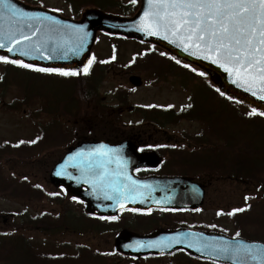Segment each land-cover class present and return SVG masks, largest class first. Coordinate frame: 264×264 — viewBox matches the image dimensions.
Returning a JSON list of instances; mask_svg holds the SVG:
<instances>
[{
	"label": "trees",
	"instance_id": "obj_1",
	"mask_svg": "<svg viewBox=\"0 0 264 264\" xmlns=\"http://www.w3.org/2000/svg\"><path fill=\"white\" fill-rule=\"evenodd\" d=\"M66 4L71 12L77 13L82 5H94L107 11H115L120 14H130L134 7L132 0H61ZM107 68V67H105ZM149 68H146L148 71ZM104 70L101 67H92L86 75L78 74L75 76H62L51 72H40L32 69L23 68L10 63L0 62V113L18 114L21 110L27 109L26 113L29 120H39L40 118L48 123L39 122L37 129L39 135L31 142L19 141L17 143L2 142L0 144V160L3 157L22 156L27 161L33 159L32 155L44 151L46 145L51 142L63 144L64 135L70 134L71 130L62 128L61 120H73L80 126H73V129L80 130L79 135L88 139H102L113 142L107 136L117 134L110 127L111 125L104 117L108 110L102 105L101 100L93 98L90 101V93L96 94L98 86L97 76ZM157 72L156 70H153ZM206 88L211 94L210 98L218 97L219 103L212 101V106L202 107L207 99H199V104H192L189 110L180 112L178 115L162 114L161 118H171L164 124H149L142 122V127L147 128H166L173 125L176 120L199 122L203 124L209 137L196 140L195 160L199 170L197 176H202L198 181L209 184L211 182H233L248 189H255L264 193V182H260V176L264 175V129L262 139H254L255 135H249L242 130L241 125L246 120L236 119L232 111H226L232 104L212 89L209 85ZM10 101H7L8 98ZM119 102V101H118ZM126 101H120L125 104ZM207 103V102H206ZM233 105V104H232ZM235 106V105H234ZM235 115V116H234ZM253 116V115H251ZM264 119L261 116H253ZM49 119V120H48ZM254 124L255 121L249 119ZM145 123V124H144ZM61 136V138H60ZM252 136V137H249ZM256 140V148L250 149L246 153L242 144L249 147L252 141ZM220 142V145L212 144ZM44 145V147H43ZM39 148L36 152L35 149ZM15 174L6 177L0 165V197H7L19 202H43L48 200L56 205H62V199H49L47 195L26 178L18 179ZM249 186V187H247ZM262 189V190H261ZM261 202H264V197ZM79 210V209H78ZM80 213L82 228L74 226L72 216L68 212L58 215L53 220L48 216L31 218L25 213H18L12 228L8 234H0V263L1 264H105V259H111L113 263H118L121 258L116 253L110 255L98 254L88 248L78 247L72 250L65 244L59 245L58 253L41 254L24 236L18 234L19 230L36 229L49 238H55L65 232H79L84 235L103 236L112 234L121 228H129L126 221L103 220L88 217ZM233 223L238 227L239 235L251 241L264 242V208L254 210L253 206L235 212L231 216ZM13 224H17L13 226ZM256 227V231H248L244 227ZM12 230V231H11ZM14 233V234H13ZM236 233V234H237ZM71 252V254H70ZM109 256V257H105ZM179 261V260H178ZM176 261V263H178Z\"/></svg>",
	"mask_w": 264,
	"mask_h": 264
},
{
	"label": "rangeland",
	"instance_id": "obj_2",
	"mask_svg": "<svg viewBox=\"0 0 264 264\" xmlns=\"http://www.w3.org/2000/svg\"><path fill=\"white\" fill-rule=\"evenodd\" d=\"M28 3L39 4L41 7L53 10L61 13L65 17L72 16V12L60 0H26ZM114 12V11H112ZM115 48V51H113ZM144 50L147 47L143 48ZM141 47L133 42H122L120 40L110 39L104 35H99L97 43L94 47V57L96 66H99V62L110 61L111 67L105 73H103L98 81L100 89L94 93H90V101L93 98H98L101 100L102 105L108 108L107 113L104 114V117L107 118V121L111 125L110 127L118 131V134L122 135H131V134H159V131L154 130L153 133L149 129L141 126L143 125L140 114L134 113L135 111H143L137 107H159L162 109L171 108L169 111L177 114L186 109L189 103H192L191 99H187V96L176 86L177 80H174L173 77L177 76L181 71L185 72L184 74H190L188 71L181 69L175 65H171L166 62L159 55L152 54L140 61L142 53ZM153 53V52H152ZM113 54L115 58L113 59ZM137 55V56H136ZM136 57V58H135ZM136 60L134 65L136 68H149V71L156 70L160 73V78L156 79L152 74L148 72H126L124 67L132 59ZM141 62V64H139ZM168 65V66H167ZM155 72V71H153ZM130 76H139L142 80L141 87L133 88L128 83V78ZM167 84V85H165ZM188 85L190 83L187 82ZM192 94H197L195 98L202 96L203 94L210 93V91L201 86L199 89L190 88ZM121 92L123 95L126 93L128 98L126 99L125 105H117L118 102L114 100L117 93ZM190 98V97H189ZM207 100L203 103L202 107L206 106L211 107L212 101L214 103L218 102V97L210 96L206 97ZM9 97L7 101H10ZM195 103V102H194ZM196 104V103H195ZM199 104V103H198ZM200 105V104H199ZM226 111H232L237 117L236 119L242 121L246 120L247 125L243 122L241 125L242 130L247 131L249 135H255L254 139H262L263 129H264V119H259L249 115L246 108L239 107L230 104L231 107L227 109L226 105H222ZM157 111V110H154ZM144 117L148 118L147 112L144 110ZM26 113L27 109L21 110L18 114L14 113H0V144L4 142L8 143H17L19 141L31 142L36 138L39 133L37 129V124L39 122L48 123L44 119L40 118L39 120H29ZM107 114V115H106ZM156 115V114H155ZM234 115V116H235ZM158 119V118H157ZM156 119V120H157ZM249 119L254 120L256 124L251 122ZM49 120V119H48ZM62 128H68L71 130L70 134H65L69 136L68 141L65 144H59L49 141L46 145L44 151L40 152L37 156L35 153L33 159L27 161L25 159L21 160L22 156H9L3 157L0 160V165L3 169V173L6 177H10L15 174L18 179L20 177L26 178L28 182L33 185H39L43 188L45 193H52L54 196V189L49 184L48 175L52 165L63 155L65 149L69 144H71L76 138V135H79L78 129H73V126L78 123L73 120H61ZM144 126V125H143ZM80 127V126H79ZM171 137L172 144L177 145L176 150L185 151L187 154H190L195 147L196 140L199 137H209L206 128L203 124L199 122L191 121H181L176 120L173 122V125L170 127L164 128L162 130ZM76 134V135H75ZM64 135V136H65ZM262 135V136H261ZM252 137V136H249ZM61 138V136H60ZM212 139L211 137H209ZM213 141V139H212ZM200 142V141H199ZM218 143V142H213ZM218 144H221L220 142ZM256 140L252 141V145L247 147L242 144L243 147H246V153L249 154L251 150L256 148ZM44 147V145H43ZM251 147V148H250ZM174 149V145L171 146ZM251 150H250V149ZM39 150L35 149L34 152ZM175 161H180V159H185L183 163L188 164L187 157H181V154L175 155L173 157ZM187 166L180 167L177 166L174 168L177 174L182 172L189 177L200 179L202 176H197L199 170H193L188 172ZM264 182V175L260 176V182ZM249 187V186H247ZM262 190V189H261ZM264 193L262 191H257L255 189H248L242 185H237L233 182H214L206 189L205 203L201 207V210L195 213L193 216L183 215L185 220L194 221L195 226H202L207 229H218L221 232H225L228 236H236L238 232V227L233 223L231 216H234L237 209H247L248 206L252 205L253 209L260 210L264 208L263 200ZM62 205L55 206L52 203L43 200V202H19L17 200H11L7 197H0V234L10 233L12 228V219L14 223L17 217L15 214L24 212L30 217H36V215L44 214L50 219L56 218L58 215H61L65 212L70 213L72 216V221L74 226L82 228V221L79 220L81 210H78L74 205L68 203V201L63 200ZM231 213V214H230ZM39 217V216H37ZM130 224H133V220L129 221ZM17 224H13L15 226ZM248 231H256V227H244ZM12 231V230H11ZM19 235L24 236L29 239L34 245L37 246L41 251H52L55 244H66L72 250L78 247L88 248L92 252L98 254L110 255L113 252V237L114 234H105L103 236H94V235H84L77 232H65L62 235H59L55 238H49L44 234L38 232L36 229L30 230H19L17 231ZM14 234V233H13ZM71 250V252H72ZM70 252V254H71ZM109 257V256H105ZM111 259H105V264H129L132 263L131 260H127L124 257L119 259L118 263H113ZM141 264H173L171 260L167 258L161 259V261L152 262L150 260H141ZM1 264V263H0ZM178 264H198L195 261L187 262L186 259H179Z\"/></svg>",
	"mask_w": 264,
	"mask_h": 264
},
{
	"label": "water",
	"instance_id": "obj_3",
	"mask_svg": "<svg viewBox=\"0 0 264 264\" xmlns=\"http://www.w3.org/2000/svg\"><path fill=\"white\" fill-rule=\"evenodd\" d=\"M12 2L25 12L43 13L55 17L61 24L58 26L59 31L52 33V39L46 43L44 42V29H41L40 33H36L33 36V43L39 41L43 45L41 51L33 50L30 56H21L18 51L9 53L5 48L0 49V56L23 60L25 63L31 64L36 68L82 72L88 66V61L92 59V50L99 33L109 36H120L127 40L150 44L165 51L171 57L203 72L208 81L216 89H219V92L223 93V95L252 110L255 109L256 112H264V99H261V95H264V93H260L257 90V94L253 95L252 91H247L245 87L234 84L232 81L235 77L226 72L218 64L212 63L211 60L204 59L202 56L191 55L190 51H184L178 44L170 43L160 36H151L146 32L140 31L138 24L144 10L147 8L148 0H139V7L132 17H121L105 13L95 7H84L76 19L66 18L60 13L47 10L41 6L27 5L19 0H12ZM30 23L33 25L32 29H29L27 24L22 23L20 25L23 27L24 32L31 33L37 27L36 22ZM68 26H75L80 31L77 33L73 28ZM17 27L18 25L14 20H0V28L4 31L9 30V28L15 30ZM16 34L19 35L18 32ZM78 36L84 37L82 46ZM27 45L28 42H24L18 47L25 49ZM129 82L135 87L141 85V80L138 77H130ZM101 145L105 146V149L111 150L112 162L107 164V168L112 174L110 179H119L122 184H128L130 181L124 179V175L126 174L131 180L138 182L137 191L142 193V195L135 196L134 200L124 199L120 193L113 192L111 188L94 186L93 183L86 181L81 169L74 166L77 161L69 159L70 157H76L78 153L93 151ZM158 162V158L155 155L138 154L136 147L129 142H123L117 146H109L103 142H87L69 150L63 159L51 170L49 181L56 188L64 187L70 196L84 202L86 213L99 217H115L119 211L126 209L140 211H148L149 209L197 210L202 205L204 197V191L198 185L179 178L138 180L133 176L134 170L141 167H155ZM117 173H120L119 177H117ZM82 187H85L86 190L81 191ZM121 192H123V189H121ZM106 196H112L113 198L108 199ZM118 196L120 197L119 202L116 198ZM121 203L123 207H121ZM190 233H195L198 236L202 234L201 238L207 241H213V238H215L216 242H226L233 246L242 243L264 251V244L261 243L247 242L221 234L183 229L174 232H158L148 237H139L124 230L115 238L114 248L126 256L136 258L147 255H168L182 250L192 257L218 264H261V261L264 260V256L253 259L250 255L242 256L239 262L231 257H210L206 251L199 252L195 248L188 247L187 242L184 244H174L171 247H140L141 244L147 245L152 242H168L177 236L183 238L185 234Z\"/></svg>",
	"mask_w": 264,
	"mask_h": 264
},
{
	"label": "snow or ice",
	"instance_id": "obj_4",
	"mask_svg": "<svg viewBox=\"0 0 264 264\" xmlns=\"http://www.w3.org/2000/svg\"><path fill=\"white\" fill-rule=\"evenodd\" d=\"M133 3L136 0H132ZM16 21L18 27L4 31L0 28V49H7L9 53L18 51L21 56H30L31 51H41L43 45L37 41L33 43V36L44 29L45 43L52 39V33L59 31L61 22L55 17L43 13H28L18 8L12 0H0V20ZM37 27L31 33H26L22 23L29 29L32 23ZM79 32L75 26H68ZM138 28L151 36H160L170 43L178 44L191 55L202 56L214 64H218L226 72L233 75L234 84L252 91L253 95L264 93V0H148L147 8L140 18ZM19 33L17 35L16 33ZM83 43L84 37L78 36ZM28 42L25 49L18 46ZM74 50V49H73ZM163 55V53H162ZM115 57H113L114 59ZM95 57L88 61L83 71L88 74ZM0 62L11 63L23 68L40 72H57L62 76H75L79 73L63 69L36 68L23 60L9 59L0 56ZM106 63L107 61H103ZM179 63V61H177ZM188 67L187 64L184 65ZM195 71V69H193ZM199 75L203 76L201 72ZM219 91V89H217ZM223 95V93H221ZM264 99V95H261ZM255 113V109H253ZM264 115V112L260 113ZM111 150L101 145L88 153H78L69 159L77 161L74 165L81 169L86 181L101 188H111L120 193L124 199H135L142 195L137 191L138 182L124 175L130 183L122 184L119 179H110L112 175L107 164L112 162ZM119 177L120 173L116 174ZM123 189V192H121ZM112 199V196H106ZM118 202L120 197H116ZM121 207L123 204L121 203ZM235 211H243L237 209ZM231 214V213H230ZM114 219V217H113ZM239 233H237V236ZM202 234H185L172 238L170 241L152 242L140 247H171L174 244H184L195 248L199 252H208L212 256L234 258L239 262L242 256H252L253 259L264 256V251L250 245L216 242L203 240ZM264 264V260L261 261Z\"/></svg>",
	"mask_w": 264,
	"mask_h": 264
},
{
	"label": "flooded vegetation",
	"instance_id": "obj_5",
	"mask_svg": "<svg viewBox=\"0 0 264 264\" xmlns=\"http://www.w3.org/2000/svg\"><path fill=\"white\" fill-rule=\"evenodd\" d=\"M110 137L116 141L130 140L137 147V151L143 154L156 153L159 157V165L155 168H143L135 172V176L140 179L155 177H184L183 173L177 174L174 170L177 166L185 168L187 166L188 172H192L195 167L193 157H190L188 164H184L185 159L175 161L173 158L175 155L181 154L182 157H186L188 154L185 151L172 149L171 146H177L172 144L171 137L167 134H113ZM158 149L161 151L159 153ZM184 160V161H183ZM152 163V162H151ZM187 180V179H185ZM195 213L189 211H150L144 214H138L133 219V225L138 226L143 232L147 234L154 233L159 230H178V229H194V221L185 220L183 215L193 216ZM130 212L122 214L124 217L132 216Z\"/></svg>",
	"mask_w": 264,
	"mask_h": 264
}]
</instances>
